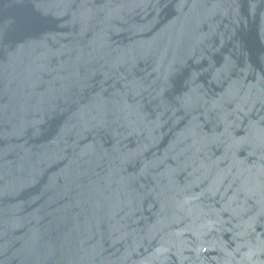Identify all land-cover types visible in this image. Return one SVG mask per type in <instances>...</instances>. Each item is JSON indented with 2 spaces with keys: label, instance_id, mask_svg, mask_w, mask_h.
<instances>
[{
  "label": "water",
  "instance_id": "95a60500",
  "mask_svg": "<svg viewBox=\"0 0 264 264\" xmlns=\"http://www.w3.org/2000/svg\"><path fill=\"white\" fill-rule=\"evenodd\" d=\"M0 264H264V0H0Z\"/></svg>",
  "mask_w": 264,
  "mask_h": 264
}]
</instances>
